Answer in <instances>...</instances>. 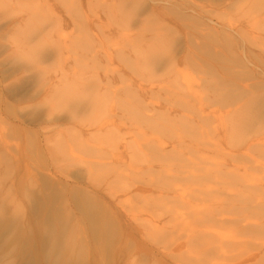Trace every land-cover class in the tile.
Here are the masks:
<instances>
[{"label":"bare ground","instance_id":"1","mask_svg":"<svg viewBox=\"0 0 264 264\" xmlns=\"http://www.w3.org/2000/svg\"><path fill=\"white\" fill-rule=\"evenodd\" d=\"M55 1L63 9L47 8L46 0H0L21 13L12 21L7 55L0 54V182L24 164L29 184L37 183L42 152L64 162L61 174L90 191L69 189L71 182L55 172L33 191L32 212L50 223L60 209L74 219L86 214L91 231L112 236L118 254L124 231L105 210L94 211L100 203L93 195L103 189L117 197L109 191L113 185L122 192L162 185L172 228L152 239L166 259L264 264V66L251 61L264 59V0H97L95 8V0ZM230 12L247 19L239 26L238 18H225ZM181 34L185 54L177 50ZM246 37L255 48L244 45ZM202 49L210 59L219 51L245 59L246 67L253 63L261 80L250 82L247 71L236 80L213 79L221 74ZM49 61L58 75L43 82L42 64ZM183 64L198 79L187 78ZM14 84L21 95H8ZM9 114L16 119L13 144L4 139ZM41 117L53 126L50 132L41 133ZM185 185L193 196L211 197L209 205L193 206L191 220L178 209L191 204ZM73 193L82 198L78 203ZM225 222L238 233H219L214 224ZM19 226L16 217L0 220L2 241L15 236L13 249ZM53 232L32 249L35 259L70 264L72 248L62 242L68 231Z\"/></svg>","mask_w":264,"mask_h":264},{"label":"rangeland","instance_id":"2","mask_svg":"<svg viewBox=\"0 0 264 264\" xmlns=\"http://www.w3.org/2000/svg\"><path fill=\"white\" fill-rule=\"evenodd\" d=\"M46 3L47 8L49 9H63L61 3L58 5V2L55 0H46ZM96 6L97 0L92 3V8H95ZM20 15L21 13L19 11H13L10 5H0V54H3L2 57L7 55V52L5 51V45L8 44L7 39H9V34L12 31V29H10L13 26L12 21L19 18ZM227 17L238 18L236 24L239 26L247 19H245L244 16L240 17V14L237 12H230V14H228L225 18ZM100 28L101 30L107 29L104 24H101ZM56 30V27L52 29L53 34H56ZM182 30H184L183 27ZM196 30L197 29L195 28H186L184 32L192 31L194 33ZM178 36L182 39V44L181 49L177 48V50L181 51L182 54H185L188 47L187 44L184 43L185 38L182 36V34ZM249 39L250 38L246 37V42H244V45L249 48H255V45L252 44ZM189 47L195 50L194 47L196 46L190 44ZM201 52H203L204 55H200L206 59H209L211 64L215 65L219 70L218 72L221 74L217 75L216 71L214 77L212 75L213 79L217 80V78L220 77L235 76L236 80L238 76L239 78L244 77L243 74L247 71L251 76L249 79L250 82L257 83L261 80V75L259 76L257 74L259 69L253 63H247L248 66L246 67L245 63L242 62L245 61V59L239 57L236 58L231 55L227 56L226 53L223 54L219 51L217 53L218 57L210 59L206 55V49H202ZM251 59L250 60L252 62L254 61L258 65L264 66V59ZM222 66L227 67V69L222 68ZM182 67L185 69V75L187 78L195 80L198 79L199 75L192 67L184 64L181 66V68ZM42 68V75L44 77L43 82L44 79L56 80V75H58V73L55 70L56 67L53 62L49 61L43 63ZM208 77L210 76L208 75ZM17 86L18 85L16 84L11 85L8 95H21L23 89L19 90V87ZM23 86L26 87L29 85L25 84ZM16 87L18 89H16ZM233 88L236 87L233 86L231 89ZM15 120V117L12 114H9V118L5 124L4 139L10 144L16 142L14 135V126L16 124ZM40 121L42 126H46L45 129H41V133H48L52 130L53 126L46 124L44 118L41 117ZM24 126L26 127L25 130L27 132L31 128V126L27 124ZM136 130L137 129H134V131ZM140 134L141 132L138 130L136 137L138 138ZM40 139L42 140L41 145H43V138L40 137ZM42 150L43 147L41 148V151ZM52 157L53 156L49 157L48 153L42 152L40 154L37 162L39 169L36 175V180L38 181L35 184H29L31 180H29V175L27 173L28 166H25L24 164L11 170L9 173H6L4 177L5 179L0 182V206L2 202L4 203V210L0 211V220L3 215L6 218L16 217L20 223L19 229L22 231L21 235L18 237V240H16L17 244L15 245L14 249L12 248L13 243L11 242L14 241L15 236L11 242L10 239L4 242L2 241V236L0 237V243L3 245L0 246V264H38L32 249L39 250V241L41 237H51L52 229H55V231L59 233L62 232L63 229L68 231V239L63 236L62 242L66 245V241L68 240V245L72 248L67 255L70 264H133V262L134 264H184L173 258L166 259L164 257V253H162L161 249L159 248L161 245H157L152 239L165 234L168 229L172 228L171 224L169 223V213H166V199L161 197V191L164 190L162 185H158V187L146 186V191L134 189L129 192H122L121 186L113 185L110 187L109 191L113 192L117 197L110 196L108 191L103 189L97 190L99 193L96 197L93 195L94 200H97V202L100 203V206L95 204L94 211L97 212L99 210H105L107 214L109 213L117 220V229L118 226H120L124 231V233L122 232L123 234H121L120 243L117 242L116 244L117 247L120 246L122 248L121 251L118 250L119 254L112 246V236L106 235L102 231L97 236L91 231V222L88 217H85L87 216L86 214L78 212L77 218L74 219L70 218L71 213H68V211L64 212V209H60L54 216L55 220H53L51 223L46 218L37 217L32 212L31 208L33 204V191H38L37 185H41L46 180H50L53 176V173L55 174V172L56 174H59L65 178V180L71 182V184L68 186L69 189L76 191L77 188H81L85 191H90L86 184L82 182L78 183L77 180L73 178V176L65 177L63 174H61V172L66 170V167L64 166L65 163L57 161ZM74 170L75 168L70 167L71 172H74ZM12 178H24L25 180L23 184H19L17 181L13 182ZM185 187L187 188L185 190V194L187 195V199L191 200V204H186L184 208L183 206H178V209L187 213L189 215V219L191 220L193 216H190V214L193 212V206L198 205L201 208L203 205L207 206L210 203L211 197H207L205 195L203 196L204 198L200 195L193 196L191 193V186L189 188L188 185H185ZM192 188L195 190L196 186L194 185ZM73 199L75 203H78L82 198L76 193H73ZM69 202L71 203V201ZM14 208L17 209L14 211ZM67 214L69 217L66 216ZM205 215H207V213ZM63 216H66V219H63ZM164 225V229H161L158 233H156V227L159 228L160 226ZM81 227L84 228V231L80 229ZM214 227L219 233L224 235H233L238 233V227H236L232 222L214 224ZM56 232H53V234ZM28 238L32 240V243L28 247H25L22 242L24 239ZM19 241L21 246L19 245ZM18 252L29 253V256L26 259H20ZM180 260H182V257ZM46 264H49V262Z\"/></svg>","mask_w":264,"mask_h":264}]
</instances>
